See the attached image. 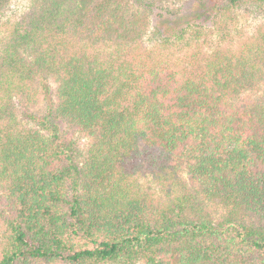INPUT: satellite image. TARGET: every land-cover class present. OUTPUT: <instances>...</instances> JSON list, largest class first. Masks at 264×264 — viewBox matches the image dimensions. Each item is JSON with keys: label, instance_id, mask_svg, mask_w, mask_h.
<instances>
[{"label": "trees", "instance_id": "16d2710c", "mask_svg": "<svg viewBox=\"0 0 264 264\" xmlns=\"http://www.w3.org/2000/svg\"><path fill=\"white\" fill-rule=\"evenodd\" d=\"M172 1L31 0L1 40L0 264H264V25L176 60Z\"/></svg>", "mask_w": 264, "mask_h": 264}, {"label": "rangeland", "instance_id": "374dc122", "mask_svg": "<svg viewBox=\"0 0 264 264\" xmlns=\"http://www.w3.org/2000/svg\"><path fill=\"white\" fill-rule=\"evenodd\" d=\"M31 0H12L0 16V44L10 27L29 7ZM209 6L199 0H174L157 3L150 10V26L145 44L176 60L202 58L219 45L237 49L245 38L264 25V12L256 6L243 7L223 17H213ZM214 14V13H213ZM223 20V21H222ZM55 91V83H51ZM40 116L46 111L45 102L34 110ZM61 127L66 130V124ZM82 145L86 138L78 136Z\"/></svg>", "mask_w": 264, "mask_h": 264}]
</instances>
